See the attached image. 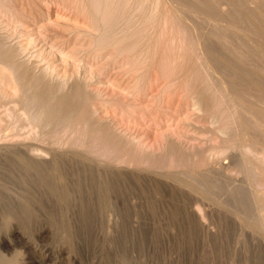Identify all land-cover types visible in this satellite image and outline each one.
<instances>
[{"label": "bare ground", "instance_id": "bare-ground-1", "mask_svg": "<svg viewBox=\"0 0 264 264\" xmlns=\"http://www.w3.org/2000/svg\"><path fill=\"white\" fill-rule=\"evenodd\" d=\"M263 1L246 4L264 10ZM227 3L217 0L214 10L208 6L201 12L198 0H0V165L8 172H0L5 203L1 201L6 205L0 214L7 231L33 228L45 238L58 229L64 235L74 224L63 223L66 213L80 211L87 217L92 210L100 219V226L99 221L94 224L98 233L112 238L123 219L128 227L141 228L145 218L140 215L149 211L142 207L153 201L137 199L140 193L147 197L153 191L161 201L168 198L157 206L171 212L166 214L172 224L169 217L164 219L171 224V229L167 226L171 235L188 227L214 237L231 226L236 238H242L244 251L250 250L251 242L252 254L264 264V93L259 88L249 92L253 85L248 92L236 87L237 81L230 83V77L222 75L225 70L213 63L217 59L211 52L218 55V49H211L209 41L227 39L230 44L228 30L237 29L227 26L230 20L217 19L229 9ZM217 10L221 12L215 14ZM241 32L248 36V31ZM243 37L247 46L232 41L240 38L230 40L237 44L234 57L238 54L244 62L243 54L256 62L258 72L263 71L264 50L257 58L254 47L252 51L248 47L252 43ZM256 76L254 80L261 78ZM86 184L93 197L91 207L84 204ZM44 192L57 198L61 208L64 203L68 209L73 201L74 208L65 213L53 208L60 215L58 228L50 224L54 219L43 220L53 214L42 209L47 208L42 207L47 203L43 196V203L37 199L43 205L36 211L40 204L36 194ZM86 206L90 211L82 212ZM165 211L160 212L163 218ZM25 247L28 253L33 250L32 245ZM249 253L242 258L244 264H252ZM50 256L51 252L44 253L45 258ZM19 261L0 256V264H24Z\"/></svg>", "mask_w": 264, "mask_h": 264}, {"label": "rangeland", "instance_id": "rangeland-1", "mask_svg": "<svg viewBox=\"0 0 264 264\" xmlns=\"http://www.w3.org/2000/svg\"><path fill=\"white\" fill-rule=\"evenodd\" d=\"M202 1V0H201ZM209 1H211V2H209ZM215 1V2H214ZM207 0V1H202V2H204V3H208V5H207V7H205V4L204 3H199L200 2V0H198V7L197 8H199V6H200V8L198 9V10H202L203 9V7H204V9L205 8H208V6L210 7V9L213 7L214 9L216 8V6H217V4H216V1L217 0ZM249 0H228V2L229 3H227V8L229 7V9L227 10L226 9V11L225 12H222V14H220V15H217L216 17H217V19L219 18H223L224 17V19H227L226 21H228V20H230V22L228 21V23L230 24H227V22L226 21H224V22H226V24H227V26H230L231 28L232 27H234V28H237V29H239V31H240V29H241V27H242V29H241V31H248V32H245L244 34H246V33H248V36H249V34H251L255 39H256V41L258 42L257 43V45H255L256 44V41L254 42V38L250 35V38L247 36V35H243L242 34V32L240 31V32H238L237 31V29H236V32H238L240 35H242V36H244L243 38H244V40H246V41H249L250 42V44L251 45H248V47H251V51H252V49H253V47H254V49H255V51H254V49H253V53L254 52H256L258 55H256V53H254L255 55H256V57L258 58V56H259V54H260V50H264V15L263 14H261V12H263L264 13V10L263 9H261V5H262V2H258L259 3V5H260V3H261V5L259 6L260 7V10H254V9H257V8H251L250 9V7L248 8V5L246 4V2H248ZM260 1V0H259ZM230 2H231V4L232 5H230L229 6V4H230ZM263 3H264V1H263ZM204 4V5H203ZM211 4H215L214 6H211ZM234 4V5H233ZM232 6V7H231ZM264 7V4H263V6H262V8ZM63 12H66L67 10L65 9L64 10V8L63 7H59ZM202 8V9H201ZM212 8V9H213ZM213 9V10H214ZM230 9H231V13L230 12H228V11H230ZM253 9V10H252ZM203 11H205V10H203ZM203 11H201V12H203ZM208 11H209V9H208ZM260 11V12H259ZM221 11H216L215 12V14H218V13H220ZM227 12V13H226ZM214 14V15H215ZM228 15H231V16H228ZM263 15V16H262ZM220 16V17H219ZM226 17V18H225ZM232 17H233V20L234 21H236L235 23H234V21L232 20ZM231 20H232V23H231ZM223 23V22H222ZM240 25V28H238L237 27V25L238 24ZM235 25V26H231V25ZM200 26L203 28V33L205 34V32H204V28H205V25H204V27H203V25L200 23ZM201 28V29H202ZM243 28H245L244 30H243ZM222 29V28H221ZM218 30H220V29H218ZM224 30V29H223ZM223 30H220V32H222L223 33ZM225 31L226 32H224L225 34L224 35H226V33L229 31V34H232L233 36L235 35H237L236 34V32L234 31V32H232V31H230V30H226L225 29ZM206 32H207V30H206ZM237 35L236 37L234 36V38L236 39V38H238V40H239V38H240V41L239 42H237V40H232V39H234L233 38V36L231 35V37H232V39H228L229 40V43L231 44L232 43V41H236V43L237 44H240V42L242 41V45H246V43H245V41H244V43H243V40H241V38H242V36H240V35ZM227 37H229V36H227ZM230 37V38H231ZM212 39V38H211ZM213 40V41H212ZM211 41H209V46L211 47V49L212 48H214V50H216L215 49V47L218 49V55H216L215 53H214V51L212 50V56H211V58L212 57H214V58H216L217 60L216 61H218V64H217V62L215 61L214 62V60H213V63L216 65V67H218V69L220 70V69H222L223 71L225 70V73L223 72V74H222V72H221V74L222 75H226L225 77H230V79H229V81H231L230 83H233V82H235V81H237L234 85L236 86V87H238V88H243V90L244 91H246V92H248L247 91V89H248V86H252V87H250L248 90H249V92H253V90L254 89H258V90H261L260 92H263L264 93V73H263V71H264V59H262V65H263V67H261L260 65H261V63H260V61H259V63H260V67H261V69H263V71L262 70H260L259 72H258V70H257V65H256V62L254 61V60H250V59H248V57H244V55L242 54V57H243V60H244V62H241L242 60H240V59H242V58H239L238 56V54H237V56H236V53L237 52H234L235 53V56H236V58L234 57V54H233V47H235L237 44L234 42V43H232L231 45L230 44H228V41L226 42V41H224V40H227V39H221L222 40V42H221V40H220V42H219V40L217 41V42H215L216 41V39H212ZM230 40H232V41H230ZM223 41H224V43H223ZM255 44H254V43ZM221 43V44H220ZM227 44L229 45V47H232V49H231V51L229 50L230 48L227 46ZM233 44H235V46H233ZM247 44H248V42H247ZM262 44H263V49L262 48H260V46H262ZM253 45V46H252ZM255 45V46H254ZM247 46V45H246ZM246 46H244V47H246ZM258 47H259V49H258ZM247 49V50H246ZM249 49L248 48H245V54L247 53V51H248ZM236 51V50H235ZM250 51V50H249ZM249 51H248V54H251V56L253 57V53L252 52H250L249 53ZM247 55V54H246ZM245 55V56H246ZM255 55H254V57H255ZM248 56H250V55H248ZM237 57H238V60H237ZM240 57H241V54H240ZM255 57V58H256ZM251 58V57H250ZM263 58V57H262ZM249 61L248 63H250V64H246L247 63V61ZM258 60H260V59H258ZM245 61H246V63H245ZM253 63H255V64H253ZM258 63V64H259ZM231 66H230V65ZM224 67H223V66ZM251 66V67H249V66ZM253 66V67H252ZM226 67L228 68L227 70H226ZM256 68V70H255V68ZM225 68V69H224ZM254 68V69H253ZM249 73H248V72ZM256 71H257V73H256ZM261 71H262V73H261ZM247 72V73H246ZM250 73L252 74V73H254L253 74V76H252V78H251V75H250ZM261 73V74H260ZM256 75H258L259 77L261 76V78H259L258 76H256ZM255 76L256 77H258L259 79H257V80H254L255 79ZM262 79V80H261ZM232 80H233V82H232ZM251 80V81H250ZM261 80V85H260V82L259 81ZM240 81V82H239ZM251 82H253L252 84H251ZM258 82V83H257ZM238 83H239V85L240 86H238ZM237 84V85H236ZM243 84V85H242ZM255 84V85H254ZM244 85H245V88H244ZM263 85V86H262ZM243 86V87H242ZM246 86H247V88H246ZM258 86V87H257ZM252 91H251V90ZM241 90V89H240ZM262 93V94H263ZM261 94V93H260ZM261 94V95H262ZM262 97H263V95H262ZM1 166V165H0ZM2 167V166H1ZM0 167V172L2 173V174H5V173H8V172H5V168L3 169V167L1 168ZM0 173V174H1ZM7 175V174H6ZM6 175H1L2 176V179H4V178H6L5 176ZM8 175H10V174H8ZM9 177V176H8ZM8 180H9V178H7ZM0 180H1V177H0ZM2 181H0V183H1ZM39 185V184H38ZM37 185V188L39 187ZM86 186H87V184H86ZM86 186H84V190H86V188L89 190L90 189V184H88V186L86 187ZM1 187V186H0ZM39 188H43V186H41L40 185V187ZM2 189V188H1ZM0 189V190H1ZM44 189V188H43ZM88 190H86L87 191V193H85L84 194V196H83V198L86 200H84V204L86 205V203H87V205H89V207H91L90 205L91 204H93V197L91 196V192L89 193V191ZM88 196H87V195ZM150 194L152 195L153 194V191H152V193L150 192ZM150 194H148V196L146 197L145 196V194L143 195L142 193H140L139 194V197H138V199L137 200H140L139 198L141 197V196H143L144 197V199L142 200L143 201V203H147V201L149 200L150 202L151 201H153L154 202V204H156V205H154L153 204V202L151 203V204H153V206L151 205V207H153V209H151L150 208V205L149 206H147V204L145 205H143V207L142 208H144V209H146V210H144V209H142V210H140V212H139V215L140 214H142L143 212H145V211H147V210H149V211H147V212H145V213H143L144 215H140V217L143 219V218H145V219H143L142 221H141V230L140 229H136V228H133L132 226H129L128 227V225H130V224H128L129 222L126 220V222H124V219H123V221L118 225V229L120 228V232H118L119 234H117V232H115L116 234H114L113 236L114 237H116V238H113V236H112V238H111V236H104V235H102V234H99L98 233V229L99 228H96V227H98V226H100V219L98 218V214H96V212H94L93 211V213H92V210L90 211V209L91 208H89L88 206H86L85 207V211H82V212H89L90 213V215H89V213L87 214L91 219H90V221H89V218H88V216L86 217V215H82L81 214V212L80 211H77V214L75 213V211H71L70 210V212H71V214H72V216H73V214H74V218H75V216H77V218H75L76 219V221H75V219H72L73 217L71 216V219L70 220H74V221H71L70 222V220H69V216L71 215V214H69L68 215V213H70V212H68V213H66L65 214V216H64V219H67L66 217H68V219L67 220H64L63 219V223L67 226H69L72 222L74 223H72L73 225H71V226H69V229L70 230H72L71 231V233H70V231L68 232V233H65L64 235L63 234H61L62 236H64L63 238H62V236L60 235V233L59 232H61L60 230H55L56 228H58V226L60 227V224H61V220H60V215H58L57 213L58 212H66V210L67 211H69V209H70V207H72V209L74 208L73 207V201H72V199L70 200L71 202H72V204H70L68 207V209H65V208H67V207H65L64 205V203H63V209L61 208V206H62V204H61V202L57 199V198H55L54 196H50L48 193H46V192H44V193H41V194H36V196L38 195V197L36 198V202H37V204H39L40 202L39 201H41L42 203H43V201L44 200H46V202L47 203H45V201H44V205L42 204V203H40L38 206H37V204H36V206L37 207H35L36 208V211H37V208L39 209V208H42V207H47V208H42V209H44L46 212L48 211V210H50L51 212L50 213H53L50 217H48L49 216V214H48V216L47 217H43V220H45L46 218H48L46 221H48L49 219H51V220H53V221H48V223L50 222V224H52L54 227H56L54 230L55 231H57V233H55V231H53V235L52 234H49L48 236H46L45 238L44 237H40L39 236V234H36V233H33L32 232V230H33V228L32 229H30V228H25L26 230H24V232H26V234L24 233V232H19V233H12V232H10V231H7V225H6V221L5 220H2L1 221V214H0V234H2V235H0V246L2 247H0V252H2L3 254H6L8 257H17L18 258V260H20L19 262H21V263H24V264H103V262L105 263V264H115L116 262V264H119L120 262H122V263H120V264H244L243 263V259L244 258H247L246 256H245V253H249L248 255H250L249 256V258L252 260V264H257L258 262H257V257H255V255L254 254H252V253H254L253 252V248L251 249V245L252 244H250L249 242H248V245H250V250L248 251V252H246L247 251V249L245 248V249H243L244 247H243V244H241V241L243 242V240H242V238H240L239 239V237H238V239H239V242H237L238 241V239L236 238L237 237V233L235 232V229H233V227L231 228V226L230 227H228L227 229H223V230H226V231H223L222 229H221V232H217L218 233V235L219 236H216V234H214L215 236L214 237H210V236H208V237H206L207 235H205L204 236V234L202 233V232H200V231H196L195 230V228H188V227H185V229H189V230H191L192 232H194L193 234H191L192 232L191 231H189V232H191L190 234H189V232L187 231H185V229L184 228H182V230H181V228H179L182 232L184 231V235H182L183 233L178 229L177 231L178 232H176V230H174L175 232L173 233V234H176L177 233V238H176V235H171V233L173 232L172 230V232L170 231V229L172 228L171 227V215H170V213H168V211L166 212L165 210H162L163 208H161L160 209V207L162 206V204H164L163 203V201H165V200H167L168 198H167V196L165 197V198H162L163 196L162 195H160V196H162L161 198L163 199V201H161V199H159V195L158 194H156V193H154V194H156L155 196L154 195H152V197H153V200H152V197H151V195ZM158 195V196H157ZM0 196H1V192H0ZM39 196H40V198H39ZM41 196H43L44 197V199H43V197H42V200H41ZM48 196H50L52 199H53V201L51 200V198L50 197H48ZM138 196V195H137ZM88 197H90V198H88ZM146 197V198H145ZM150 199H149V198ZM1 198L2 199H0V208H2V207H4V206H6L4 203V201H5V198L3 197V195L1 196ZM53 202H51L49 199ZM159 200V201H157V199ZM167 198V199H166ZM3 199H4V201H3ZM37 199H40L39 201H37ZM89 201H88V200ZM145 199H147V201L146 202H144L145 201ZM154 199H155V201H154ZM4 202H2V201ZM174 200H176V199H174ZM174 200H173V202H174ZM179 199H177V202L175 201V203H178L179 201H178ZM59 201V202H58ZM88 201V202H87ZM161 201V202H160ZM58 202V203H57ZM86 202V203H85ZM89 202H90V204H89ZM1 203L3 204V205H1ZM55 203V204H54ZM159 203H161V205L159 204ZM43 205V206H42ZM48 205V206H47ZM157 205H159V206H157ZM2 206V207H1ZM40 206H42V207H40ZM51 206V207H50ZM154 206H155V213H154ZM60 207V211H59V208ZM219 207V206H218ZM52 208V209H51ZM53 208H55V210L54 211H56V212H52V210H53ZM58 210H57V209ZM86 208H87V210H86ZM88 208H89V210H88ZM147 208H149V209H147ZM47 209V210H46ZM158 209L160 210V211H158ZM217 209V208H216ZM62 210V211H61ZM81 210V209H80ZM144 210V211H143ZM152 210H153V212H152ZM156 210L160 213V212H162V211H165V216H164V218H163V215H164V213H163V215H162V213H160L159 215H157L158 214V212H156ZM218 210V209H217ZM216 210V211H217ZM42 211V210H41ZM131 211H133V210H131ZM141 211H143L142 213H141ZM38 212V211H37ZM44 212V211H43ZM62 212V213H63ZM64 212V213H65ZM73 212V213H72ZM80 212V213H79ZM149 212V213H148ZM151 212V213H150ZM173 212V211H172ZM45 213V212H44ZM91 213L94 215V216H92L91 215ZM131 213H134V211L133 212H131ZM148 214L149 216H145V214ZM156 215H154V214ZM166 213H168L170 216H168V214H166ZM46 214V213H45ZM79 214H81V215H79ZM146 214V215H147ZM150 214H152V215H150ZM173 214V213H172ZM47 215V214H46ZM64 215V214H63ZM96 215V216H95ZM162 215V216H161ZM167 215V216H166ZM56 216V217H55ZM82 216L84 217V218H82ZM143 216V217H142ZM145 216V217H144ZM152 216V217H151ZM157 216H159L158 218H157ZM95 217H97L98 219H96ZM151 217V219H149ZM153 217H154V219H157L156 221H154L153 220ZM165 217H167V219H168V221H169V218H170V223H167V221H166V224H165V221H164V219H165ZM169 217V218H168ZM45 218V219H44ZM59 220H58V219ZM125 218V217H124ZM147 218H148V220H147ZM159 218H161L160 220H162L161 221V223H160V220H159ZM79 219V220H78ZM82 219H84V220H82ZM87 219H88V221L90 222H88L87 221ZM94 219V220H93ZM92 220V221H91ZM144 220H146V223L144 222V224H143V221ZM151 220H152V222H155V223H152L151 222ZM159 220V221H158ZM57 221V222H56ZM67 222L68 224H66L65 222ZM80 221H84L83 223H81ZM98 221H99V223H98ZM89 223V226H87V227H89L88 229H92L91 230V232H90V230H89V232L87 233V231H85L86 229H87V227H86V225H88V223ZM93 224H92V223ZM95 222H96V224L98 225H95V227H94V224H95ZM148 222V223H147ZM59 224V225H56V224ZM70 223V224H69ZM80 224V225H78V224ZM127 223V224H126ZM150 223V224H149ZM152 223V224H151ZM158 223H159V226H161V230L160 229H158L157 227H158ZM164 223V224H163ZM81 224H83L82 225V227H81ZM148 224L150 225L149 226V228L150 229H148ZM155 224V225H154ZM162 224V225H161ZM167 224H169V225H167ZM75 225V226H74ZM79 226V228H78V226ZM85 225V226H84ZM121 225V226H120ZM147 225V226H146ZM152 225V226H151ZM153 225H154V229H153ZM165 227H164V226ZM67 226V227H68ZM72 226H73V228L74 229H72ZM120 226V227H119ZM124 226V227H123ZM125 226H127V228L125 227ZM157 226V227H156ZM163 226V227H162ZM170 228H168V227ZM3 227V228H2ZM84 227V229H82ZM92 227V228H91ZM123 227V228H122ZM145 227V229H143ZM133 228L134 230L132 231L131 229ZM166 228V229H165ZM167 228H168V230H167ZM178 228V227H177ZM177 228H175V229H177ZM231 228V229H230ZM78 229V230H77ZM79 229H80V231H79ZM82 229V230H81ZM121 229H122V233H121ZM136 229V230H135ZM157 229V230H156ZM3 230H5L4 232H3ZM98 230V231H97ZM146 232H148V233H146ZM150 230H153V231H150ZM155 230H156V232H155ZM193 230H195L197 233H195V231H193ZM230 230V231H229ZM233 230H234V232H233ZM74 231H75V233H74ZM76 231H78V232H80V233H82V234H79L78 232H76ZM82 231H85V232H82ZM96 231V232H95ZM131 231V232H130ZM136 231V232H135ZM138 231H140V232H138ZM163 232V233H165L166 231V234L164 235L163 233H161V235H159L160 233H158V232ZM169 231V232H168ZM223 231V232H222ZM5 232H7V233H9V234H5ZM93 232V233H92ZM138 232V233H137ZM142 232H143V234H142ZM185 232L187 233V237L185 236ZM227 232V233H226ZM85 233V234H84ZM97 233V234H96ZM131 233H134V234H131ZM151 233H155V234H151ZM180 233V234H179ZM182 233V234H181ZM234 233V234H233ZM57 234V235H56ZM59 234V235H58ZM66 234H67V236H69V237H67L66 236ZM141 236H140V235ZM158 235V236H155V235ZM189 234V235H188ZM197 234V235H196ZM203 234V235H202ZM233 234V235H232ZM26 235V236H25ZM77 235V236H76ZM120 235V236H119ZM135 235H137V236H135ZM166 235H169L168 236V238H167V236ZM181 235V236H180ZM191 235H193V236H191ZM220 235H221V237H220ZM230 235V236H229ZM37 236V237H36ZM71 236V237H70ZM100 236V237H99ZM117 236H119V237H117ZM139 236V237H138ZM159 236H160V238H159ZM165 236V237H164ZM170 236H172V237H170ZM174 236V237H173ZM190 236V237H189ZM197 236H199V237H197ZM203 236V237H202ZM224 236V237H223ZM8 237V238H7ZM31 237H32V239H31ZM58 237V238H57ZM61 237V238H60ZM103 237V238H102ZM155 237V238H154ZM195 237H197V238H195ZM10 238V239H9ZM28 238V239H27ZM33 238L35 239V240H33ZM47 238V239H46ZM70 238H71V240H70ZM102 238V239H101ZM107 238H110V239H107ZM166 238V239H165ZM171 238H173V239H171ZM174 238H175V240H174ZM195 238V239H194ZM200 238V239H199ZM202 238H204L205 239V241H204V239H202ZM210 238L212 239V240H210ZM237 239V241H236V239ZM60 239V240H59ZM113 240V242H111L112 240ZM117 241H116V240ZM119 239V240H118ZM169 241H171V242H168V240ZM220 239V241H218V240ZM223 239V240H222ZM229 239V240H228ZM10 240V241H9ZM64 240H66V242H65V244H63L64 242L63 241ZM107 240V241H106ZM200 240V241H199ZM202 240H203V242H202ZM207 240V241H206ZM208 240H209V242H208ZM241 240V241H240ZM2 241V242H1ZM62 241V242H61ZM69 241H70V243H69ZM105 241H106V243H105ZM109 241H110V243H109ZM234 241V242H233ZM5 242H8V243H10V245H13V246H11L10 248H8V247H6V244H5ZM35 242V243H34ZM68 242V243H67ZM104 242V243H103ZM115 242L117 243L116 245H115ZM198 242V243H197ZM205 242V243H204ZM222 242V243H221ZM236 242V243H235ZM32 243V244H31ZM40 243V244H39ZM107 243H108V245H107ZM112 243H114V244H112ZM135 243V244H134ZM169 243V244H168ZM200 243V244H199ZM204 243V244H203ZM231 243L233 244V245H231ZM239 243V244H238ZM102 244V245H101ZM105 244V245H104ZM112 246H111V245ZM229 248H226V246ZM230 244V245H229ZM236 244V245H235ZM242 245V246H238V245ZM22 245H25V246H27V245H32V247H33V250L32 251H29V253L28 252H26L27 251V247H22ZM34 245V246H33ZM70 245V246H69ZM107 245V246H106ZM109 245H110V247H113V246H116V248L114 247L113 249L112 248H110L109 247ZM20 246V247H19ZM104 246V247H103ZM136 246V247H135ZM229 246H231V247H229ZM16 247V248H15ZM19 247V248H18ZM50 247V248H49ZM103 248V250H102V248ZM134 247V248H133ZM49 248V249H48ZM108 248V249H107ZM241 248H242V250H241ZM25 249H26V251H25ZM135 251H134V250ZM231 249V250H230ZM236 249H239V250H236ZM48 250V251H47ZM52 250V251H51ZM105 250V251H104ZM107 250V251H106ZM116 250H117V252H116ZM132 250V251H131ZM235 250V251H234ZM244 250H246V251H244ZM9 251V252H8ZM45 251V252H44ZM59 251V252H58ZM231 251V252H230ZM242 251L244 252V255H243V253H242ZM49 253V252H51V256L48 258V257H44V253ZM235 252V253H234ZM105 253V254H104ZM236 253H237V255H236ZM239 253V254H238ZM3 254H1V255H3ZM9 254V255H8ZM34 254V255H33ZM58 255V257H57V255ZM104 254V255H103ZM0 255V256H1ZM29 255V256H28ZM53 255V256H52ZM55 255V256H54ZM120 255H122V256H120ZM252 255H253V257H252ZM104 256H108L107 258L105 257V258H103ZM134 256V257H133ZM243 256H245L244 258H243ZM34 257V258H33ZM54 257V258H53ZM56 257V258H55ZM123 257V258H122ZM255 257V258H254ZM45 258V259H44ZM60 258V259H59ZM243 258V259H242ZM254 258V259H253ZM50 259V260H49ZM58 259V260H57ZM108 259V260H107ZM122 259V260H121ZM230 259H232V260H230ZM44 260V261H43ZM104 260V261H103ZM120 262H119V261ZM22 261H24V262H22ZM52 261V262H51ZM109 263H108V262ZM237 261V262H236ZM256 261V262H255ZM50 262V263H49ZM57 262V263H56ZM119 262V263H118ZM259 264V263H258Z\"/></svg>", "mask_w": 264, "mask_h": 264}]
</instances>
